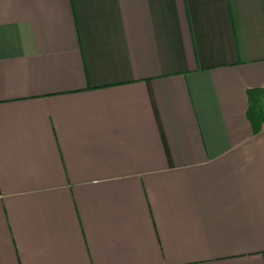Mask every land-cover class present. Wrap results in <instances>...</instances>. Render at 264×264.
I'll use <instances>...</instances> for the list:
<instances>
[{"label": "crops", "instance_id": "crops-1", "mask_svg": "<svg viewBox=\"0 0 264 264\" xmlns=\"http://www.w3.org/2000/svg\"><path fill=\"white\" fill-rule=\"evenodd\" d=\"M264 0H0V264H264Z\"/></svg>", "mask_w": 264, "mask_h": 264}, {"label": "trees", "instance_id": "trees-1", "mask_svg": "<svg viewBox=\"0 0 264 264\" xmlns=\"http://www.w3.org/2000/svg\"><path fill=\"white\" fill-rule=\"evenodd\" d=\"M248 118L254 133L260 132L264 124V88L248 92Z\"/></svg>", "mask_w": 264, "mask_h": 264}]
</instances>
